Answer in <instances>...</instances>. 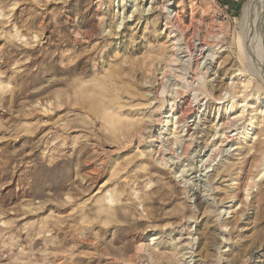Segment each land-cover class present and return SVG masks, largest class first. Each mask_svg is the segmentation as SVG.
<instances>
[{"label":"rangeland","instance_id":"1","mask_svg":"<svg viewBox=\"0 0 264 264\" xmlns=\"http://www.w3.org/2000/svg\"><path fill=\"white\" fill-rule=\"evenodd\" d=\"M258 5L0 0V264H264Z\"/></svg>","mask_w":264,"mask_h":264},{"label":"bare ground","instance_id":"2","mask_svg":"<svg viewBox=\"0 0 264 264\" xmlns=\"http://www.w3.org/2000/svg\"><path fill=\"white\" fill-rule=\"evenodd\" d=\"M259 2H260V5H258V6H260V9H259V13H258V15H257V18H255V21H254V26H255V28L256 27H259L260 25H261V20H263V18H264V0H259ZM259 4V3H258ZM162 9V8H161ZM163 10H164V8H163ZM253 24V23H252ZM253 26V27H254ZM262 26V25H261ZM254 28V29H255ZM187 29V28H186ZM212 30V29H211ZM256 30V29H255ZM259 31L261 30V29H258ZM184 33V32H183ZM259 33V32H258ZM194 35V34H193ZM192 36V35H191ZM256 38V37H255ZM253 39H254V37H253ZM257 39V38H256ZM197 40V39H196ZM251 41V40H250ZM259 41V40H258ZM177 42H178V40H177ZM203 43V42H202ZM249 43V42H248ZM197 45V44H196ZM212 46V45H211ZM260 46V45H259ZM258 46V47H259ZM187 47V46H186ZM179 48V47H178ZM250 49V48H249ZM180 50V49H179ZM253 50V49H252ZM259 50V49H258ZM263 50V49H262ZM184 51V50H183ZM244 52V51H243ZM257 52V51H256ZM255 52V54H257ZM264 51H262V54H261V59L263 60V62H264ZM175 55V54H174ZM189 55V54H188ZM257 55H259V54H257ZM263 55V56H262ZM172 56V55H171ZM186 56V55H185ZM172 57H174V56H172ZM259 57V58H260ZM186 59V58H185ZM260 62V64H261V60L259 61ZM180 70V69H179ZM213 75V74H212ZM241 84V83H240ZM190 90V89H189ZM195 98V97H194ZM170 117V114H169V116H166V117H164V118H169ZM179 120V119H178ZM165 131H161V132H159L158 134H163ZM154 137V136H153ZM238 138V137H237ZM160 139V138H159ZM161 141V140H160ZM160 143V142H159ZM161 144V143H160ZM221 146V145H220ZM176 150V149H175ZM150 151V150H149ZM160 151V150H159ZM187 151V150H186ZM162 155H163V153H162Z\"/></svg>","mask_w":264,"mask_h":264}]
</instances>
